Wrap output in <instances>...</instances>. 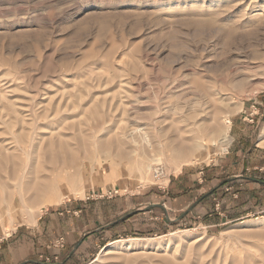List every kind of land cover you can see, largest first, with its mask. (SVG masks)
<instances>
[{
    "label": "rangeland",
    "instance_id": "1",
    "mask_svg": "<svg viewBox=\"0 0 264 264\" xmlns=\"http://www.w3.org/2000/svg\"><path fill=\"white\" fill-rule=\"evenodd\" d=\"M255 101L264 0H0V214L18 210L0 240L69 201L114 200L100 227L128 217L86 264H264L262 168L230 155Z\"/></svg>",
    "mask_w": 264,
    "mask_h": 264
},
{
    "label": "crops",
    "instance_id": "2",
    "mask_svg": "<svg viewBox=\"0 0 264 264\" xmlns=\"http://www.w3.org/2000/svg\"><path fill=\"white\" fill-rule=\"evenodd\" d=\"M244 114L237 116L233 121L230 144L231 159L234 157L232 166L238 167L239 171L264 168V101L251 102L244 109ZM182 175L183 173L179 176ZM184 178L187 179L186 176ZM259 178L264 180L263 176ZM182 182L179 181L178 189L175 185L173 187L177 189L174 193L178 194V198L187 194ZM258 184L264 187V183ZM210 194L194 203L179 220L182 221L190 213L203 207V201ZM114 203V200L97 201L93 204H88L85 200L77 201L75 204L69 201V205L44 212L34 227L23 225L14 229L6 238H1L0 264H86L94 257L95 251L107 242L106 237L112 228L111 225L128 217L118 216V220L111 222L106 228L100 227L97 208L107 205L112 207ZM147 208L166 212L165 207L156 205H149ZM111 218L115 219L116 215L111 213Z\"/></svg>",
    "mask_w": 264,
    "mask_h": 264
},
{
    "label": "built area",
    "instance_id": "3",
    "mask_svg": "<svg viewBox=\"0 0 264 264\" xmlns=\"http://www.w3.org/2000/svg\"><path fill=\"white\" fill-rule=\"evenodd\" d=\"M260 172L262 175H264V168L260 169ZM165 177H167L166 175V171L164 166H158L155 169V179H157L158 181H162ZM118 191L117 190H113L110 191V193H102V194H95L92 197H88V200H93V199H110V198H114V196L118 195ZM61 245H63V240L61 241Z\"/></svg>",
    "mask_w": 264,
    "mask_h": 264
},
{
    "label": "bare ground",
    "instance_id": "4",
    "mask_svg": "<svg viewBox=\"0 0 264 264\" xmlns=\"http://www.w3.org/2000/svg\"><path fill=\"white\" fill-rule=\"evenodd\" d=\"M227 124L229 125V127H228V131L230 130V128H231V123L228 121L227 122ZM229 136L228 135H226L225 136V138L223 139V142L225 143V144H227L228 145V143H229ZM222 146H223V144H222ZM224 146H226V145H224ZM197 161V160H196ZM158 182H162V181H158ZM55 190H56V187H53ZM53 195H55L54 193H53ZM56 200L54 201V204H58L59 202H61L63 199L61 198H55ZM23 200V199H22ZM23 205H24V207H23V209L21 210H19V213H21V214H26V213H28V212H30V210H29V207L27 206V204L24 202V200H23ZM5 210V209H4ZM15 212H18V210H13V209H8V211H7V213L5 214V216H3V215H1L0 214V218H8L6 221H5V223L6 222H8V220H10V222H13V219L11 218V215H12V213H15ZM32 214V213H31ZM33 216H31L33 219L35 218L34 217V214H32ZM4 223V224H5ZM12 225V224H11ZM8 226V225H7ZM11 229V228H10Z\"/></svg>",
    "mask_w": 264,
    "mask_h": 264
},
{
    "label": "water",
    "instance_id": "5",
    "mask_svg": "<svg viewBox=\"0 0 264 264\" xmlns=\"http://www.w3.org/2000/svg\"><path fill=\"white\" fill-rule=\"evenodd\" d=\"M157 207H161L162 208V206H159V205H156ZM155 207V206H154Z\"/></svg>",
    "mask_w": 264,
    "mask_h": 264
}]
</instances>
